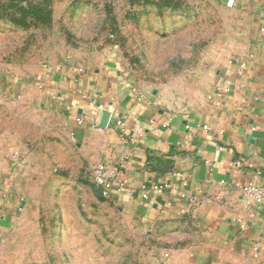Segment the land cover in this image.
Returning a JSON list of instances; mask_svg holds the SVG:
<instances>
[{
	"label": "crops",
	"instance_id": "obj_1",
	"mask_svg": "<svg viewBox=\"0 0 264 264\" xmlns=\"http://www.w3.org/2000/svg\"><path fill=\"white\" fill-rule=\"evenodd\" d=\"M27 1L38 0H0L2 34L12 28V8ZM212 3L218 30L197 63L195 98L166 103L118 74L112 59L82 69L37 65L15 81L0 75V101L18 90L26 107L44 103L64 113L90 180L98 163L116 170L125 187L102 198L145 233L138 264H264V205H246L239 189L218 184L264 187V0ZM1 51L0 63H73L40 53L13 59L5 45ZM104 111L111 113L101 126ZM1 137L0 185L8 193L0 206V264H39L28 253L32 159L15 155L16 139ZM148 183L167 189L142 199L138 189Z\"/></svg>",
	"mask_w": 264,
	"mask_h": 264
},
{
	"label": "rangeland",
	"instance_id": "obj_2",
	"mask_svg": "<svg viewBox=\"0 0 264 264\" xmlns=\"http://www.w3.org/2000/svg\"><path fill=\"white\" fill-rule=\"evenodd\" d=\"M212 1L47 0L40 7L29 1L24 11L15 6L8 18L12 28L0 31L1 49L9 46L13 59L40 53L46 61L73 63H0L1 78L15 81L37 65L82 69L112 59L118 74L144 91L155 90L166 103L195 98L197 63L218 30ZM65 125L64 113L44 103L26 107L18 90L0 101V138L16 139L15 155L32 159L25 199L35 223L28 253L41 259L31 261L138 264L145 233L95 191Z\"/></svg>",
	"mask_w": 264,
	"mask_h": 264
},
{
	"label": "built area",
	"instance_id": "obj_3",
	"mask_svg": "<svg viewBox=\"0 0 264 264\" xmlns=\"http://www.w3.org/2000/svg\"><path fill=\"white\" fill-rule=\"evenodd\" d=\"M80 70V69H79ZM111 112H109L110 114ZM80 122V121H79ZM117 125H121L120 120H116ZM205 127V126H204ZM17 157L15 156L14 159ZM91 181L98 189L102 197H108L111 190L114 188L117 191L124 189L125 184L117 177L115 169L108 167L104 163L96 164L91 170ZM219 185L233 186L241 191L244 196V201L247 204L253 203L255 205H264V187L253 182H246L244 184L231 183L228 184L224 180L218 182ZM167 189L165 183H148L142 184L139 189V195L142 199H148L150 193L154 195L162 194ZM8 191L0 185V206L7 197ZM186 193H181V197H185Z\"/></svg>",
	"mask_w": 264,
	"mask_h": 264
},
{
	"label": "trees",
	"instance_id": "obj_4",
	"mask_svg": "<svg viewBox=\"0 0 264 264\" xmlns=\"http://www.w3.org/2000/svg\"><path fill=\"white\" fill-rule=\"evenodd\" d=\"M45 1H47V0H38V1H37L35 4H33V5H35V6L37 5V6L40 7V6H41V3H44ZM28 4H29V1H27L26 4H25L24 6L26 7V5H28ZM33 5H31L30 8H31ZM17 6H18V5H16V7H17ZM10 7H12V5H11ZM10 7H9V8H10ZM18 7H19V9H20L21 11H24V10H25V8H24L23 6H18ZM27 8H28V7H27ZM38 10H39V12H40L41 9H38ZM3 11H4V8H1V9H0V16H1V17L3 16V14H2ZM8 18H9L10 20H12V15H10Z\"/></svg>",
	"mask_w": 264,
	"mask_h": 264
},
{
	"label": "water",
	"instance_id": "obj_5",
	"mask_svg": "<svg viewBox=\"0 0 264 264\" xmlns=\"http://www.w3.org/2000/svg\"><path fill=\"white\" fill-rule=\"evenodd\" d=\"M155 90L152 91V93H154ZM108 120H109V113L108 111H104L101 115V118H100V121H99V124L101 126H106L107 123H108Z\"/></svg>",
	"mask_w": 264,
	"mask_h": 264
}]
</instances>
